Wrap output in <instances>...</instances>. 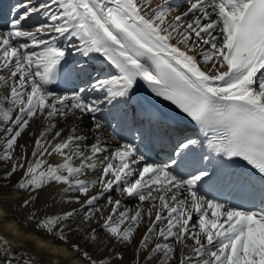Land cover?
Returning <instances> with one entry per match:
<instances>
[{
	"label": "snow or ice",
	"instance_id": "6c2138e0",
	"mask_svg": "<svg viewBox=\"0 0 264 264\" xmlns=\"http://www.w3.org/2000/svg\"><path fill=\"white\" fill-rule=\"evenodd\" d=\"M14 11L0 29V187L19 177L35 231L67 245L69 264H123L129 247L135 264H264V207L213 191L264 200V0H20ZM93 58L110 74L94 77ZM141 88L198 130H173ZM70 116L90 123L66 136L50 124L31 150L21 143L34 119ZM110 127L123 141L111 149L101 139ZM56 155L62 163L50 162ZM52 185L64 206L41 211ZM23 249L0 236V264H37Z\"/></svg>",
	"mask_w": 264,
	"mask_h": 264
},
{
	"label": "bare ground",
	"instance_id": "6f19581e",
	"mask_svg": "<svg viewBox=\"0 0 264 264\" xmlns=\"http://www.w3.org/2000/svg\"><path fill=\"white\" fill-rule=\"evenodd\" d=\"M14 6L15 5L10 6L11 18L15 14ZM69 55V59H72L74 61H77V59L80 58L79 56H73L71 53H69ZM96 61H99V59L97 60L96 58ZM99 67H102V65H99ZM103 69L105 71L106 69L109 70L110 68L109 66H103ZM146 91H148L146 88H141L138 91V97L141 102L151 104L153 106V110L162 115L166 124L171 126L173 130H183L188 135H192L193 129L198 130V126L194 125L190 121V119L185 116V114L180 112L170 102L162 101V98L155 99L151 97ZM154 105H157L159 108H155ZM76 118V116H74V119L69 117L68 119L63 121H58L55 118L51 121L44 118L34 119L31 125L30 132L23 137L21 143H26L29 146V150H31V144L35 139V136L33 134L38 135L40 131L48 128L50 124L57 125L55 130L64 128L66 130V136L69 134V130L72 127L81 123L88 124L90 122L87 119L80 122ZM113 126L115 127V121H113ZM114 127L106 128L101 133V139L107 138V141L109 142L108 145H114L115 147L117 142L122 143L123 141L120 140L119 133L117 131H114ZM137 143H139V141H137ZM49 160L51 163H62V157L59 155L51 157L49 158ZM151 162H157V160L154 158V160ZM89 178H94V176L90 174ZM18 179L19 177H14L11 184H9L7 187H0V236L6 237L10 241H12L13 252L20 249L21 245L23 244V250L28 253L29 258L39 254L37 255V264H41V261L42 264H69L68 246L60 243L53 236H48L43 232H36L35 222L28 218L31 210L22 209L20 207L21 199L25 196V194L13 187ZM62 197L66 198V194L62 190V186L52 185L50 187H46L41 193L37 207H39L41 211H58L60 207L64 206ZM116 198H121L123 200V206L132 209L133 212L140 206V202L138 200L130 199L127 197H120L118 193H114L113 199ZM134 201H137V203H134ZM224 203L232 204V201ZM146 206L147 205H145V207ZM67 207H78V205H67ZM100 208L104 216H107L111 210V206L106 204L104 201H101ZM145 230V226L141 225L137 232V240L142 236ZM26 240L27 242H25ZM70 242H80L81 244L84 243L81 236L75 235L70 237ZM38 244L46 245L47 252L45 253L44 251H42V249L38 248ZM188 244L189 248L184 250L185 252H189L192 247L191 241H188ZM181 250L182 246H178L177 256H179ZM124 251L125 260L123 261V264H135L136 258L134 256V249L129 247ZM20 259L21 256L17 255L16 260L19 261ZM75 264H85V262L80 260L76 261ZM154 264H159V261H154Z\"/></svg>",
	"mask_w": 264,
	"mask_h": 264
},
{
	"label": "rangeland",
	"instance_id": "374dc122",
	"mask_svg": "<svg viewBox=\"0 0 264 264\" xmlns=\"http://www.w3.org/2000/svg\"><path fill=\"white\" fill-rule=\"evenodd\" d=\"M36 19V18H35ZM28 30H31V28H29ZM36 50H38L39 51V49H36ZM4 92H5V89L3 88V87H0V96H2L3 94H4ZM53 123V122H52ZM137 202V201H136ZM136 202H134V203H136ZM134 207H135V205H134ZM135 209V208H134Z\"/></svg>",
	"mask_w": 264,
	"mask_h": 264
}]
</instances>
